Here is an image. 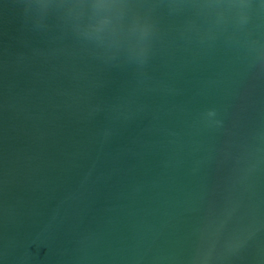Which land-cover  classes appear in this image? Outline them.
<instances>
[{
    "label": "water",
    "instance_id": "obj_1",
    "mask_svg": "<svg viewBox=\"0 0 264 264\" xmlns=\"http://www.w3.org/2000/svg\"><path fill=\"white\" fill-rule=\"evenodd\" d=\"M0 264H264V0H0Z\"/></svg>",
    "mask_w": 264,
    "mask_h": 264
}]
</instances>
